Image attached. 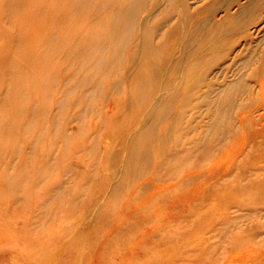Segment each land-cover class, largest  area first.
<instances>
[{
	"label": "rangeland",
	"instance_id": "1",
	"mask_svg": "<svg viewBox=\"0 0 264 264\" xmlns=\"http://www.w3.org/2000/svg\"><path fill=\"white\" fill-rule=\"evenodd\" d=\"M120 1L0 0V222L15 230L0 264H264V93L235 94L209 149L200 106L178 137L162 136L170 117L140 137L147 168L130 157L161 93L179 104L208 64L198 95L235 76L228 54L207 62L230 46L209 28L227 0H144L109 38Z\"/></svg>",
	"mask_w": 264,
	"mask_h": 264
},
{
	"label": "bare ground",
	"instance_id": "2",
	"mask_svg": "<svg viewBox=\"0 0 264 264\" xmlns=\"http://www.w3.org/2000/svg\"><path fill=\"white\" fill-rule=\"evenodd\" d=\"M143 1L121 0L116 6V11L104 18V35L114 38L119 32H125L126 34L132 28H137L138 14ZM168 1L171 2V0ZM177 1H179L181 9L185 13L184 0ZM224 6L223 16L214 19L209 28L214 33V38L217 39L228 34L230 46L226 47V40L219 41L217 46L208 49V53H214L207 62L211 63L222 59L224 55L228 54L231 58L232 69L235 70V76L225 86L214 92V95H209L208 93L212 92L210 88L214 87V81L209 80L207 77L205 70L208 64L195 80L185 86L186 89L180 95L179 104L175 103V100L166 93V90L164 91L166 94L161 93L159 95L158 100L160 103L157 102L158 105H161L159 111L151 114L148 119L149 124H146L148 121L142 122L132 132V137L138 135L131 142L132 152L130 157L132 159L140 158L144 169L148 167L151 155L149 154V147L146 146L147 144H142L140 137L145 135L146 132L150 134L155 125V120L159 121L165 117L172 118L169 127L162 135L172 139L191 127L189 121L183 123L178 117L190 114V108L195 109L205 106L210 117V126L199 133L202 144L196 143L197 147H202L200 150L204 151L214 145V141L212 142L210 139L216 137L223 139L232 131L233 122L229 113L235 94L264 93V0H227ZM120 27L122 30L119 29ZM185 38L184 34L179 50L187 56L193 53L194 50L187 48ZM202 62H204L202 59L198 60V63ZM203 84H210L209 91L208 93L201 91L202 93L198 95L196 88ZM147 85V79L140 80L139 90L141 92L145 91ZM190 100H192V103L188 104L187 102ZM239 103L240 101L237 104ZM187 118L192 120V115ZM0 234L14 236V226L0 222Z\"/></svg>",
	"mask_w": 264,
	"mask_h": 264
}]
</instances>
